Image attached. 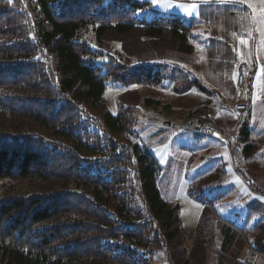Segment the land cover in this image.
<instances>
[{"label":"trees","instance_id":"16d2710c","mask_svg":"<svg viewBox=\"0 0 264 264\" xmlns=\"http://www.w3.org/2000/svg\"><path fill=\"white\" fill-rule=\"evenodd\" d=\"M147 8L145 0H0V115L45 133L0 132V185L59 187L0 194V264H154L166 250L185 257L179 206L157 188L158 160L120 139L126 116L104 98L107 86L159 84L169 52L191 48L188 23L138 15ZM192 90L211 96L192 80L176 92ZM248 134L245 121L240 145ZM218 225L221 264H248L231 252L242 241L264 258L263 226ZM206 243L196 244L194 263H209Z\"/></svg>","mask_w":264,"mask_h":264},{"label":"rangeland","instance_id":"374dc122","mask_svg":"<svg viewBox=\"0 0 264 264\" xmlns=\"http://www.w3.org/2000/svg\"><path fill=\"white\" fill-rule=\"evenodd\" d=\"M104 1L107 2L108 0ZM145 1L149 3L150 9L147 8L139 12V16L142 13L152 17L177 16L191 26L190 31L192 34H190L191 36L188 39V45L191 47L190 52L170 51L168 67L163 70V74L165 72L168 73L166 78L157 85H141L134 88L107 86L104 95L105 103L112 114L124 113L123 115L126 116L128 132L122 135L120 139L135 141L153 153H156L159 149H167L171 153V156L166 161L160 163L162 170L157 177V188L163 200L179 206L182 227L179 237H185L180 247L186 249V255L185 257H175L170 251H159L162 254L155 257L154 264H185L187 260L188 264H196L193 259L199 250V247L196 246L199 240L207 242L204 249L209 259L208 264H221L219 262L220 259L226 260L227 258L228 260V257L218 252L221 247L220 226L218 224H229L230 222L247 230L259 224L264 227V212L253 213L249 212L247 208L246 212L242 210L241 213L219 212L216 189L203 186L202 170L204 166L201 159L195 162L192 161L188 165L185 160H176V158L179 159L186 156V147L196 146L199 150L202 147V143L196 141L191 133H182L185 124V121H182L185 118L181 112L177 115L174 101L177 95L176 90L180 89L183 81L191 79L203 81L205 82V87H210L208 90L213 96V105L217 107V109L213 107L214 109L212 110L216 115L225 116V113L229 111L233 113V107L237 101L244 99L237 97L236 89L231 88V84L225 83L224 80L219 79L217 76L219 72H222L224 76L225 72L227 70L230 71L229 69L231 68L234 69L236 76L239 67H243L247 72L248 79V61L241 59L231 62L232 52H230V45L233 46L234 42L223 43L228 50L223 48L214 53H205L202 50V46L215 44L203 40L205 31L209 32V30L213 29L212 31L215 33V29L221 28L223 30L222 33L232 34L235 29L233 23L236 19L249 20V10L243 14L241 8L245 5L249 7L252 1ZM255 2L264 6V0H255ZM251 12L254 18V11L251 10ZM224 21L229 22L233 26H221L218 28V24H222ZM206 23L211 26L206 28ZM106 46L109 47L108 45ZM111 48L113 50L119 49L115 45H111ZM248 90L247 86V93ZM193 92L198 93L196 90H193ZM258 108L261 115H264V106L259 104ZM204 113L212 115L218 128L216 115L207 111L202 114ZM231 119L233 120V115ZM234 120L236 121L235 117ZM0 132L5 134H20L24 132L45 134L36 124L28 120L11 119L4 115H0ZM242 158H235L234 160L241 164ZM196 175L198 176L196 177ZM193 176L194 178H192ZM261 184L258 188L264 190V182L262 181ZM55 185V183H32L26 180L14 181L0 185V194H24L41 190L46 192L59 188ZM230 204L235 203L231 202ZM198 232L199 237L196 239ZM231 252L239 260L248 264H264V258L249 252L248 245L244 241L237 243Z\"/></svg>","mask_w":264,"mask_h":264},{"label":"crops","instance_id":"0c3cea01","mask_svg":"<svg viewBox=\"0 0 264 264\" xmlns=\"http://www.w3.org/2000/svg\"><path fill=\"white\" fill-rule=\"evenodd\" d=\"M194 1L198 2L199 0ZM251 1L252 4L249 7L245 5L241 8L243 14L249 10V20L236 19L233 23L235 29L232 34H224L222 33L223 30L219 28L221 26H233L225 21L222 24H218L219 29H215V33L212 31L213 29L209 30V32L204 30L203 40L215 44L202 46V50L205 53H214L223 48L228 50L223 43L234 42L233 46L230 45V52H232L231 62L241 59L248 61L250 104L246 121L249 134L245 143L240 146L243 148L244 145H249L251 148L247 152H243L242 163L240 164L234 160L235 157L221 140L191 133L196 141L202 143L201 149L198 150L196 146L186 147V156L179 159L176 158L177 161L185 160L187 165L191 164L192 161L195 162L201 159L204 166L202 170L203 186L216 189L219 212L224 213H241L242 210L246 212V208L253 213L264 212V190L258 188L259 185H262V181L264 182V115H261L258 108L259 104L264 106V6L257 4L255 0ZM251 10L254 11L255 19ZM206 25V28L211 26L208 23ZM190 34H192L191 31L189 32V37L191 36ZM241 41H244V43H241ZM229 70L225 72L224 76L222 72L217 73V76L219 79L224 80L225 83L231 84V88L235 89V71L233 68ZM191 80L197 81L205 87V82L197 79ZM205 88L210 89L207 86ZM212 97L193 92V90L186 94H177L174 108L177 110V115L181 112L185 118L183 121L179 120L184 122L191 116L194 117L191 111L197 108H205L208 113L216 115L212 110L214 108L217 109L213 105ZM225 114V116L216 115L219 132L222 136H228L235 125L234 112L229 111ZM232 115L233 120L231 119ZM177 134L179 135V133ZM153 154L159 164L171 156L167 149H159ZM231 202L235 204H230Z\"/></svg>","mask_w":264,"mask_h":264},{"label":"built area","instance_id":"2783aa9c","mask_svg":"<svg viewBox=\"0 0 264 264\" xmlns=\"http://www.w3.org/2000/svg\"><path fill=\"white\" fill-rule=\"evenodd\" d=\"M247 73L245 68L239 67L236 74V94L237 97H242L241 101H237L233 107L235 115V126L228 137H221L219 130L214 122L212 115L200 114L194 117H190L185 121L183 131L190 132L195 135L210 136L215 138H221L226 147L233 153V155L240 159L242 157V150L239 146L238 131L245 121V116L248 107V95H247Z\"/></svg>","mask_w":264,"mask_h":264},{"label":"snow or ice","instance_id":"6c2138e0","mask_svg":"<svg viewBox=\"0 0 264 264\" xmlns=\"http://www.w3.org/2000/svg\"><path fill=\"white\" fill-rule=\"evenodd\" d=\"M9 2H11V0H9ZM241 2H243V0H241ZM241 43H244V41H241Z\"/></svg>","mask_w":264,"mask_h":264}]
</instances>
